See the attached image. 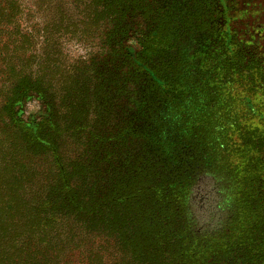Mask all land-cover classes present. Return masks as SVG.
I'll return each mask as SVG.
<instances>
[{
    "label": "trees",
    "instance_id": "1",
    "mask_svg": "<svg viewBox=\"0 0 264 264\" xmlns=\"http://www.w3.org/2000/svg\"><path fill=\"white\" fill-rule=\"evenodd\" d=\"M228 11L0 0V264H264V56Z\"/></svg>",
    "mask_w": 264,
    "mask_h": 264
},
{
    "label": "rangeland",
    "instance_id": "2",
    "mask_svg": "<svg viewBox=\"0 0 264 264\" xmlns=\"http://www.w3.org/2000/svg\"><path fill=\"white\" fill-rule=\"evenodd\" d=\"M223 5L229 10L232 28L242 39L251 41L254 52L264 56V0H222ZM66 50L70 59L83 55L78 46L67 45ZM1 84V82H0ZM1 106V105H0ZM42 110L37 101H30L24 107L25 117L36 115ZM264 113V112H263ZM73 264H77L72 259Z\"/></svg>",
    "mask_w": 264,
    "mask_h": 264
}]
</instances>
